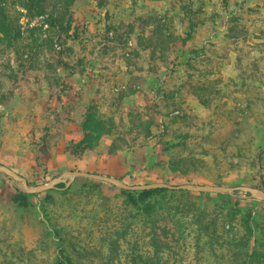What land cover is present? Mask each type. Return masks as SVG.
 <instances>
[{"label":"rangeland","instance_id":"1","mask_svg":"<svg viewBox=\"0 0 264 264\" xmlns=\"http://www.w3.org/2000/svg\"><path fill=\"white\" fill-rule=\"evenodd\" d=\"M183 2L189 0H75L73 18L83 44L77 42L68 53L71 65L81 58L83 66L73 74L72 68L46 66L60 51L55 36L38 23L39 18H30L11 0L12 9L22 17L24 45L31 49L21 46L16 54L0 51V163L26 177L31 186L65 171L108 175L129 185L161 180L169 159L184 154H166L155 137L145 140L139 125L148 120V100L168 80L169 65L151 57L162 73L148 75L147 60L129 62L127 56L131 48H140L159 21L173 25L185 37ZM194 2V36L172 55L174 64L170 65L175 70L176 97L183 103L176 114L180 122L187 116L190 123L180 127L194 140L201 135L209 141L204 144L207 150L200 148L193 160H186L187 176L193 183L207 184L206 177L225 174L224 185L232 187H257L263 180L264 189V160L263 168L255 169L250 160L243 159L242 166L228 172L215 170L210 156V150L216 151L222 143L228 148L245 144L264 154V0ZM22 57L31 59L24 62L25 69L19 68ZM188 62L189 67L184 65ZM182 84L187 88H180ZM199 89L207 101L215 100L211 107H204L192 94ZM90 106L115 114L127 124L126 133L120 129L123 141L115 154L110 153L111 136L81 156L70 153L69 147L83 136L81 124ZM222 111L231 118L224 126L216 123ZM131 119L133 129L128 126ZM162 178L171 184L179 182L173 174ZM82 185L76 183L65 195L51 193L56 204L47 192L27 194L29 206L22 208L14 201L16 186L0 173V264H59L62 260L65 264H234L227 233L223 247L215 250L197 238L192 220L195 209L213 213L220 208L224 217L237 209L234 232L229 234L237 239L244 234L241 221L248 212L257 221L264 218L261 201L169 190L148 200L161 206L155 217L167 230V235L159 230L164 247L156 253L143 216L126 205L125 193L106 183L107 200L99 201L89 192L78 191ZM128 224L131 229L118 236L116 231L129 229ZM109 237L117 239L116 254H109Z\"/></svg>","mask_w":264,"mask_h":264},{"label":"trees","instance_id":"2","mask_svg":"<svg viewBox=\"0 0 264 264\" xmlns=\"http://www.w3.org/2000/svg\"><path fill=\"white\" fill-rule=\"evenodd\" d=\"M10 1L11 0H0V51L4 50L16 54L19 52V49H21V46H26L24 45L25 29H23L20 12L12 9ZM74 1L75 0H15V2L26 11L27 16L30 18H39L38 23L41 24L42 27H45L47 32L52 34V37L55 36V46L60 51L56 53L57 56L47 63L46 66L55 70L72 68L73 74L78 73L77 70L83 66V59L81 58H77L74 64L71 65L73 59H71L69 54L77 42L83 44L80 38L81 32L73 18L72 7ZM223 1L224 4L228 2V0ZM194 5V0H189V2H187V4L184 3L183 6L184 14L181 22L185 24V37L178 33L173 25L171 26L168 23L159 21L155 23V26L150 31L148 39L140 43V48H131L132 51L129 53V56H127V61L129 62H131L132 59L135 60V63L141 58L147 60L148 75L158 76L162 73L160 66L154 67L152 64V58L159 60L163 65H169L168 80L165 78L159 93L148 100L149 104L147 107L150 111L148 120L141 121L139 127L141 128L142 134H144V138H146L145 140L148 141V138L151 136L155 137L162 144L166 154H184L177 159L175 156H172L169 159L167 172L160 174L159 177H161V180H157L158 182H165L162 177L166 174H173L179 179V182L173 185L193 183L187 176L186 160H193L192 158L195 157L196 150L200 148L207 150L204 144H208L209 142L207 139L201 137V135L199 136V140H194L191 133L184 131L180 127V124L184 123L185 125H189L190 123L187 120V116L182 117L183 121L180 122V116L176 114V112L182 110L183 103L176 97L178 88H174L172 84L175 70L170 66L174 64V59H171L172 55L178 52L179 49L188 46V42L194 36L197 27L195 18L191 16ZM109 28L110 27H108V29ZM34 30L36 29L32 31ZM128 44L127 42V45ZM129 46H132V44ZM26 47L31 49L29 44ZM30 60L31 59L24 60L22 57V61H18L19 68L25 69L24 62H29ZM184 65L189 67L191 63L188 62ZM25 71L26 70H23V73ZM167 81L169 82L167 83ZM190 86L193 87L192 85ZM180 88L185 89L187 86L182 84ZM202 93V89H199L197 93L192 92L204 107H211L215 100L207 101ZM119 119H117L115 114L102 113L98 107L90 106L84 114L81 124L83 136L78 142L69 147L70 153L73 156H81L88 151L96 149L104 137L111 136L114 137V140L110 148V153L115 154L120 148L119 143L123 141L120 129L124 130L126 133L127 128V124L123 122V119ZM230 120L231 118H228V114L223 111L219 112V116L216 117V123L222 126L227 124ZM130 122L128 126L133 129L135 123L132 119ZM154 130H157L158 134H153ZM167 136H170V139H166ZM239 139L241 141L243 140L242 138H238V140ZM244 143H241V145ZM144 144L145 143H142L141 146ZM228 149L231 150V153H234L230 154ZM242 152L246 155H243ZM210 153L214 161L213 167L217 171H222L224 168L227 169L228 172L235 170L242 166L243 159L250 160L252 167H255V169L263 168V152L261 150L253 151V149H250V147H247L245 144L242 147L232 146V148H228V145L222 143L218 146L216 151L213 152V150H210ZM224 176L225 174L221 175L218 173L216 176L206 177L207 184L224 185ZM78 182H82L83 184L82 188L78 191L89 192L96 196V198H99V201L105 198L103 185L106 183L82 177L77 178L69 188H65V184H59L57 189L47 191L48 197L53 204H56L57 199L52 196L51 193L68 194L74 189L75 184ZM108 186L111 189L118 190L112 185ZM257 187L263 189V180L258 182ZM16 191L17 195L14 201L22 208L28 207L29 196L20 192L18 189H16ZM118 191L126 194L128 199L126 205L137 208L140 215L143 216L142 223L146 224L149 229L151 246L156 253L160 252L164 246L160 242L158 236L159 230H161L164 235H167V230L158 223L159 219L155 217L159 213L161 206L158 203H150L148 200L153 196L169 191V189L146 191H126L119 189ZM181 192L189 193L187 191ZM105 199L107 200V198ZM69 200L70 199H66L64 201ZM64 201H60L61 205ZM235 212L240 213L237 209H234L232 214L224 217L223 209L220 208L219 210L213 211V213L208 212L207 209L202 207L196 208L192 220L195 225L197 238L203 240L204 245L206 244L211 249L215 250L223 247L224 234L227 233L228 239L226 238L225 240L228 242L230 250L233 251L232 254H230V259L234 264H264V218L262 221H257L254 219L253 213L248 212L241 221L244 234L237 239L235 235L232 237L229 235L234 232ZM226 224H228L227 226L230 224L231 229H226ZM131 227L132 225L130 226L128 224L126 228L129 229L123 232L116 231V234L118 236L126 234ZM108 242L109 254H116L118 252L117 239L109 237ZM59 264H65V261L62 260Z\"/></svg>","mask_w":264,"mask_h":264},{"label":"water","instance_id":"3","mask_svg":"<svg viewBox=\"0 0 264 264\" xmlns=\"http://www.w3.org/2000/svg\"><path fill=\"white\" fill-rule=\"evenodd\" d=\"M0 173L8 177L16 188L25 194H41L53 189H57L59 184H65L69 188L77 178H88L98 182L110 184L118 189L126 191H146L154 189H169L176 191H189L197 193H216L239 196L242 199H253L264 202V189L252 186H225L212 184L184 183L173 185L166 182H155L141 185H129L122 179L108 175L92 173L87 171H65L61 175L47 181L46 183L31 186L26 177L12 169L11 167L0 163Z\"/></svg>","mask_w":264,"mask_h":264}]
</instances>
